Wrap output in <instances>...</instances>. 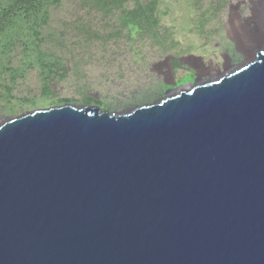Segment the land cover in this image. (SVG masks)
<instances>
[{
    "label": "water",
    "instance_id": "1",
    "mask_svg": "<svg viewBox=\"0 0 264 264\" xmlns=\"http://www.w3.org/2000/svg\"><path fill=\"white\" fill-rule=\"evenodd\" d=\"M0 264H264V46L131 109L4 120Z\"/></svg>",
    "mask_w": 264,
    "mask_h": 264
},
{
    "label": "rangeland",
    "instance_id": "2",
    "mask_svg": "<svg viewBox=\"0 0 264 264\" xmlns=\"http://www.w3.org/2000/svg\"><path fill=\"white\" fill-rule=\"evenodd\" d=\"M17 1L0 0V124L64 103L131 109L264 46L257 0Z\"/></svg>",
    "mask_w": 264,
    "mask_h": 264
},
{
    "label": "bare ground",
    "instance_id": "3",
    "mask_svg": "<svg viewBox=\"0 0 264 264\" xmlns=\"http://www.w3.org/2000/svg\"><path fill=\"white\" fill-rule=\"evenodd\" d=\"M258 9L260 10V11H262L263 13H261L260 14V16H259V14H257V13H255V19H256V23L259 25V27L260 28H263L264 29V0H257L256 1V4H255V12H257L258 11ZM260 30V29H259ZM256 34V30H253L252 31V35L250 34L249 35V40L251 41V42H253V38H254V35ZM246 38V37H245ZM248 40V39H247ZM258 47H262V46H256V49L258 48ZM253 56H254V54H253ZM250 59L248 58V61H249ZM219 75H222V74H219ZM209 79H211V78H208L207 80H209ZM206 80V81H207Z\"/></svg>",
    "mask_w": 264,
    "mask_h": 264
},
{
    "label": "trees",
    "instance_id": "4",
    "mask_svg": "<svg viewBox=\"0 0 264 264\" xmlns=\"http://www.w3.org/2000/svg\"><path fill=\"white\" fill-rule=\"evenodd\" d=\"M28 4H29V1H28V0H18L17 3H16V8H17V6H18L20 9H23V8H25Z\"/></svg>",
    "mask_w": 264,
    "mask_h": 264
},
{
    "label": "flooded vegetation",
    "instance_id": "5",
    "mask_svg": "<svg viewBox=\"0 0 264 264\" xmlns=\"http://www.w3.org/2000/svg\"><path fill=\"white\" fill-rule=\"evenodd\" d=\"M191 67V66H190Z\"/></svg>",
    "mask_w": 264,
    "mask_h": 264
}]
</instances>
